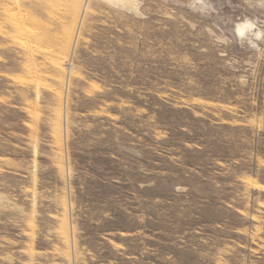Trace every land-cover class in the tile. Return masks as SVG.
Masks as SVG:
<instances>
[{"label":"rangeland","instance_id":"374dc122","mask_svg":"<svg viewBox=\"0 0 264 264\" xmlns=\"http://www.w3.org/2000/svg\"><path fill=\"white\" fill-rule=\"evenodd\" d=\"M126 1L0 0V264H264V3Z\"/></svg>","mask_w":264,"mask_h":264},{"label":"clouds","instance_id":"9594fccd","mask_svg":"<svg viewBox=\"0 0 264 264\" xmlns=\"http://www.w3.org/2000/svg\"><path fill=\"white\" fill-rule=\"evenodd\" d=\"M264 3V0H260ZM201 4L204 6L203 10L198 14H211L214 12V8L211 5V0H201ZM142 5L137 3L134 12L136 14H142L140 9ZM211 10V11H209ZM225 43H236L240 47H247L251 50L259 51L261 45H264V21H261L258 17H244L233 23L231 30V36L225 38Z\"/></svg>","mask_w":264,"mask_h":264},{"label":"bare ground","instance_id":"6f19581e","mask_svg":"<svg viewBox=\"0 0 264 264\" xmlns=\"http://www.w3.org/2000/svg\"><path fill=\"white\" fill-rule=\"evenodd\" d=\"M120 4L122 5V6H126V7H129L130 5L127 3V1L126 0H120ZM131 7V6H130Z\"/></svg>","mask_w":264,"mask_h":264}]
</instances>
